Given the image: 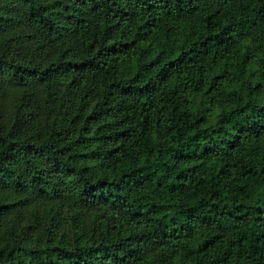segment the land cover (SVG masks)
Here are the masks:
<instances>
[{
  "label": "trees",
  "instance_id": "1",
  "mask_svg": "<svg viewBox=\"0 0 264 264\" xmlns=\"http://www.w3.org/2000/svg\"><path fill=\"white\" fill-rule=\"evenodd\" d=\"M0 264H264V0H0Z\"/></svg>",
  "mask_w": 264,
  "mask_h": 264
},
{
  "label": "rangeland",
  "instance_id": "2",
  "mask_svg": "<svg viewBox=\"0 0 264 264\" xmlns=\"http://www.w3.org/2000/svg\"><path fill=\"white\" fill-rule=\"evenodd\" d=\"M11 93V91H5V94H3L1 97H0V100H1V106L3 107L4 110H6V106H7V95H9Z\"/></svg>",
  "mask_w": 264,
  "mask_h": 264
}]
</instances>
